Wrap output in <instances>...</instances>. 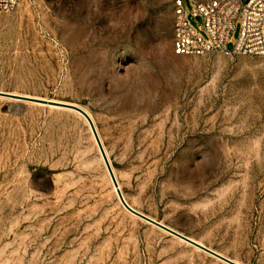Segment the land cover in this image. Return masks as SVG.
Listing matches in <instances>:
<instances>
[{
    "label": "rangeland",
    "instance_id": "obj_1",
    "mask_svg": "<svg viewBox=\"0 0 264 264\" xmlns=\"http://www.w3.org/2000/svg\"><path fill=\"white\" fill-rule=\"evenodd\" d=\"M174 2L19 0L0 91L84 108L132 207L264 264V55L176 54ZM0 264L228 263L124 207L82 114L0 96Z\"/></svg>",
    "mask_w": 264,
    "mask_h": 264
},
{
    "label": "built area",
    "instance_id": "obj_2",
    "mask_svg": "<svg viewBox=\"0 0 264 264\" xmlns=\"http://www.w3.org/2000/svg\"><path fill=\"white\" fill-rule=\"evenodd\" d=\"M194 17H200L208 34L205 39L191 24L186 0H175L174 51L178 55L211 52L264 55V0H191ZM19 0H0V12H10ZM241 16L242 29L232 50L227 47L235 20Z\"/></svg>",
    "mask_w": 264,
    "mask_h": 264
},
{
    "label": "water",
    "instance_id": "obj_3",
    "mask_svg": "<svg viewBox=\"0 0 264 264\" xmlns=\"http://www.w3.org/2000/svg\"><path fill=\"white\" fill-rule=\"evenodd\" d=\"M0 96H5V97H11V98H14V99H20V100H26V101H35V102H39V103H46V104H49V105H57V106H60V107H63V108H68V109H72V110H75L77 112H79L80 114H82L88 121L90 127H91V130L94 134V137L96 139V142H97V145L99 147V150L101 152V155L103 157V160L105 162V165L107 167V170L110 174V177L112 179V182L114 184V187L116 189V192L118 194V197L120 199V201L122 202V204L124 205V207L129 211L131 212L132 214L142 218L143 220L167 231L168 233L184 240L185 242L187 243H190L192 245H194L195 247L227 262L228 264H243V263H240V262H237V261H234L233 259L219 253L218 251L204 245L203 243L175 230L174 228L162 223L161 221H158L150 216H148L147 214L135 209L134 207H132L125 199L124 197V194L119 186V183H118V180H117V177L115 175V172L113 170V167H112V164L108 158V155L106 153V150L104 148V144L100 138V135L98 133V130L96 128V125L93 121V119L91 118L90 114L82 107L76 105V104H72V103H65V102H57V101H53V100H46V99H41V98H35V97H31V96H24V95H18V94H13V93H8V92H2L0 91Z\"/></svg>",
    "mask_w": 264,
    "mask_h": 264
},
{
    "label": "bare ground",
    "instance_id": "obj_4",
    "mask_svg": "<svg viewBox=\"0 0 264 264\" xmlns=\"http://www.w3.org/2000/svg\"><path fill=\"white\" fill-rule=\"evenodd\" d=\"M92 118V117H91ZM93 119V118H92ZM94 121V120H93ZM97 128V127H96ZM101 138V137H100ZM102 140V139H101ZM105 148V147H104ZM106 150V149H105ZM107 153V152H106ZM114 170V169H113ZM116 175V174H115ZM119 183V182H118ZM120 186V185H119ZM126 199V198H125ZM122 203V202H121Z\"/></svg>",
    "mask_w": 264,
    "mask_h": 264
}]
</instances>
